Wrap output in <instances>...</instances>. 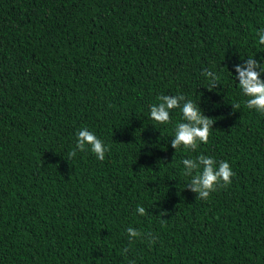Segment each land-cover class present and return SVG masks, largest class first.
<instances>
[{
    "label": "trees",
    "instance_id": "16d2710c",
    "mask_svg": "<svg viewBox=\"0 0 264 264\" xmlns=\"http://www.w3.org/2000/svg\"><path fill=\"white\" fill-rule=\"evenodd\" d=\"M262 29L264 0H0V264H264V115L235 72L264 64ZM161 95L214 119L207 144L171 147ZM82 128L103 161L69 158ZM199 155L235 173L208 200Z\"/></svg>",
    "mask_w": 264,
    "mask_h": 264
},
{
    "label": "clouds",
    "instance_id": "9594fccd",
    "mask_svg": "<svg viewBox=\"0 0 264 264\" xmlns=\"http://www.w3.org/2000/svg\"><path fill=\"white\" fill-rule=\"evenodd\" d=\"M259 44L264 45V29L258 32ZM259 69V70H257ZM238 86L242 94L247 97L245 105L248 109H254L264 115V80L261 74L264 73V64L258 63L253 57L248 58L243 64L235 65ZM208 79V90L215 88L219 77L216 73L207 69L202 73ZM158 103L150 106L149 118L160 125H167L171 121L170 112L179 108L184 122L175 125L174 138L171 139V147L174 150L183 149L185 151H195L198 144L209 142L210 130L214 124V119L202 114L200 107L191 100H186L183 95L169 96L161 95L157 97ZM233 109H239L240 104H233ZM90 148L97 160L103 161L108 148L97 136L87 128L78 131L75 148L68 153L69 158L76 155L77 150L84 151ZM184 166L183 175L191 177L187 187L197 193L196 198L208 200L213 192L219 187H227L232 183L235 175L230 164L226 161L217 162L214 158L199 155L195 159L188 158L182 161ZM137 213L141 216L146 215L145 208L137 207ZM129 242L142 235L134 228L126 229ZM151 235V234H149ZM155 240H150L154 244ZM127 252V249H124Z\"/></svg>",
    "mask_w": 264,
    "mask_h": 264
}]
</instances>
